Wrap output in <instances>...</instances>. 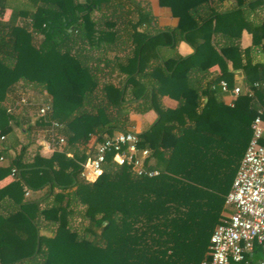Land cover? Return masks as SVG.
<instances>
[{"label":"trees","instance_id":"trees-1","mask_svg":"<svg viewBox=\"0 0 264 264\" xmlns=\"http://www.w3.org/2000/svg\"><path fill=\"white\" fill-rule=\"evenodd\" d=\"M188 1L160 0V4L180 18L177 31L186 33L190 42L201 27L188 23L192 4ZM120 21L127 27L121 30ZM150 23V15L137 0H0V132L6 140L13 136V116L5 103L24 79L43 86L51 98L52 111L39 125L49 130L52 122L62 124L60 135L66 141L62 151L55 150L50 158L36 154L31 163L23 161L24 148L14 158L5 156L0 181L14 168L17 173L0 186V264L209 260L210 238L227 211L226 197L252 138L251 125L264 106L263 76L249 74L247 90L242 89L233 107L227 106L218 86L222 80L233 86L227 73L204 89L189 78L192 59L210 56V48L197 46L191 59L160 61L161 47L175 48L177 42L170 44L175 31L156 36L138 31ZM121 33L140 41L129 60L128 82L141 89L134 93L147 104L142 111L154 109L159 115L139 135V147L151 151L156 161L150 168L160 174L138 177L110 155L101 175L89 182L80 178L87 159L80 146H87L92 135L101 141L127 131L131 108L123 102L125 92L120 88L110 93L112 86L105 88L107 104L91 105L98 82L82 52ZM35 34L42 36L38 44ZM142 45L157 51V64L150 66L151 60L139 54ZM234 47L222 50L223 55ZM210 67L208 63L202 69ZM72 94L82 97L81 107L67 101ZM164 95L179 101L177 109L162 108ZM45 188H49L45 200L24 199L27 191ZM74 218L82 222L77 229L71 228ZM43 228L50 237L41 235ZM263 258L264 247L255 244L250 264Z\"/></svg>","mask_w":264,"mask_h":264},{"label":"crops","instance_id":"crops-1","mask_svg":"<svg viewBox=\"0 0 264 264\" xmlns=\"http://www.w3.org/2000/svg\"><path fill=\"white\" fill-rule=\"evenodd\" d=\"M137 1L140 2L151 18L150 24H143L138 28L139 32L145 31L151 36H156L160 32L175 31V34H171L172 42H170V44L177 42L175 48L172 49L170 45L161 47L160 61L177 57L191 59L197 54V46L203 45L210 48L212 52H210V56L193 58L189 65L190 68H187L189 69V78L197 88L204 89L208 82L224 73H227L233 82L231 91L237 86L247 90L249 74L252 76L262 75L263 82L261 85H264V0H189L188 3L192 2V4H190L191 15L188 23L194 24L196 22L201 27L199 31L190 36L191 43L186 39V33L182 34L177 31L180 18L174 15L170 7L162 6L160 0ZM9 14L10 10L5 13V20ZM123 23L122 21L119 22L121 30L127 27V24ZM41 40V35H34L35 44ZM138 42L140 41L134 42L131 36L124 33L108 36L102 45L87 46V52H82V55H87L88 65L98 82L91 105L97 106L108 103L105 93L106 86H112L108 87L110 93L120 88L125 92L123 102L131 108L128 115L130 124L127 126V130L141 135L158 121L159 115L154 109L142 111L147 104L142 102L143 99L136 98L134 93H138L141 89L128 82L127 71L131 68L129 60L133 56L135 46H138L135 43ZM229 46H235L234 50L227 56L223 55L222 50L228 49ZM76 48L79 49V47ZM156 53L155 49L147 45L140 47L139 54L151 60L150 66L157 64L154 57ZM208 63L211 64V67L207 69L208 71H203L202 68ZM254 68L256 69L251 70ZM148 70H151V67ZM140 80L142 83L146 82L143 77ZM18 85L20 87L18 92L8 96L5 103L13 116L11 124L14 131L13 136L8 137V140L0 141V155L14 158L20 155L22 148H24V162L31 163L36 154L50 158L55 150L62 151L64 147L49 148L50 132L47 127L39 125L40 121L37 118L38 109L42 105L48 104L52 107L51 98L47 90L37 83L21 79ZM215 88L212 87V89ZM221 92L223 103L233 107L237 97L232 92L224 93L222 89ZM22 99H25L27 104H23ZM67 101L80 107L84 103L82 97L76 94L68 96ZM204 101H207L206 97H204ZM160 103L162 108L166 110H175L179 106V101L168 95L162 96ZM88 109L90 110L89 107ZM96 141V136L92 135L87 146H80L79 149L86 150L87 153L89 147L93 146ZM262 142L264 143V136ZM4 150H6V155L3 154ZM67 155L73 157L72 152ZM7 161L5 157L4 163ZM155 161V158L152 157L150 165L153 166ZM11 179V175L6 177L0 181V186H5ZM48 192L49 188L41 191H30V195L26 196L25 194L24 199L26 201H43ZM41 235L50 237L51 233L43 228Z\"/></svg>","mask_w":264,"mask_h":264},{"label":"built area","instance_id":"built-area-1","mask_svg":"<svg viewBox=\"0 0 264 264\" xmlns=\"http://www.w3.org/2000/svg\"><path fill=\"white\" fill-rule=\"evenodd\" d=\"M224 93L232 92L238 97L242 92L240 87L230 90L226 81H220ZM23 104H27L22 99ZM52 111L48 104L38 109V121L45 120ZM264 106L258 110L251 129L252 138L234 179L232 189L226 197V209L221 223L215 228L209 246V260L202 264H250L255 244L264 247ZM63 125L52 122L50 132V149H59L66 143L60 135ZM5 136L0 132V141ZM139 135L132 131H119L113 136H106L101 141L89 147L87 159L81 165L80 178L89 182L95 181L102 173L108 156L112 155L113 162L120 166H129L138 177L154 178L160 174L150 168L152 158L149 149L139 147ZM5 157L0 155V165ZM17 170L11 171L15 176ZM30 191L26 192V196ZM258 264H264V258Z\"/></svg>","mask_w":264,"mask_h":264},{"label":"rangeland","instance_id":"rangeland-1","mask_svg":"<svg viewBox=\"0 0 264 264\" xmlns=\"http://www.w3.org/2000/svg\"><path fill=\"white\" fill-rule=\"evenodd\" d=\"M80 224H82L81 220H79L77 218H74L71 221V228L72 229H77L80 226Z\"/></svg>","mask_w":264,"mask_h":264}]
</instances>
